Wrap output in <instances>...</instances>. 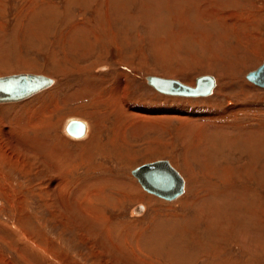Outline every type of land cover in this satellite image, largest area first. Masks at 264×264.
Listing matches in <instances>:
<instances>
[{
	"label": "rangeland",
	"instance_id": "rangeland-1",
	"mask_svg": "<svg viewBox=\"0 0 264 264\" xmlns=\"http://www.w3.org/2000/svg\"><path fill=\"white\" fill-rule=\"evenodd\" d=\"M35 1V10L28 14L31 0H0V77L40 76L50 81L48 87L54 81L28 99L0 102V173L12 186L8 190L0 184V264H264V88L245 79L264 60V0H146L145 9L143 0H120L118 14L103 7L99 23L94 11L98 6ZM82 17L95 31H115L114 42L100 41L91 48L75 43L78 51L72 47L65 59L61 49L67 46L56 45L55 40ZM148 76L191 87L198 77L209 76L216 85L207 97H174L147 85ZM85 77L102 87L99 95L116 94L119 101L125 97L129 109L157 111L154 114L162 119L145 116L130 122L124 141L118 139L121 155L112 159L94 155L88 160L84 156L88 149L80 145L89 135L98 137V127L93 125L95 116L84 113L91 111L86 109L90 102L82 98L87 93L79 94ZM47 109L52 126L42 144L67 153L69 173L50 167L42 156L16 142L19 131H11L30 111L40 117ZM71 120L83 125L80 137L66 133ZM182 124L189 128L181 129ZM190 132H198L208 145L213 142L207 157L212 166L222 167L211 173L214 184L222 178L220 170L229 169L231 179H237L236 165L253 161L255 172L248 175L242 169L246 174L241 173V183L234 179L232 184L244 187L249 194L246 202L255 207L238 212L233 205L226 226L208 227L205 216L196 220V210L189 204L197 196L207 197L209 203L211 193L217 195L197 162L184 161L186 141L194 139H187ZM101 135L105 143L110 132L103 130ZM230 141L235 147L228 145L224 151L218 144ZM243 144H250L255 153L250 160L237 149ZM155 161H167L183 180L182 194L171 201L143 190L131 174L135 167ZM184 165L195 171L193 182L182 171ZM86 194L88 202L80 206L76 201ZM141 195L142 202L136 201ZM15 226L22 233L15 234Z\"/></svg>",
	"mask_w": 264,
	"mask_h": 264
},
{
	"label": "bare ground",
	"instance_id": "bare-ground-1",
	"mask_svg": "<svg viewBox=\"0 0 264 264\" xmlns=\"http://www.w3.org/2000/svg\"><path fill=\"white\" fill-rule=\"evenodd\" d=\"M68 1V0H67ZM120 0H99L96 1V0H69L68 3L70 5H72V2L76 3L79 7L82 6V5H85V6H91V7H96L98 6V9H95L94 11L96 12V16H95V20L96 22L98 21L99 17L102 16L101 14H103V7H105L106 11L108 12L110 9V11H112V9L114 10V12L116 14H118V11L120 10V4L119 3ZM30 2V0H29ZM40 2L42 3L43 1L40 0ZM132 2V1H131ZM135 2V1H134ZM138 2V0H137ZM144 2H146V0H143L141 1V5L143 6L142 8H144ZM36 1L35 0H31V6L28 7L29 10H28V14L32 11L35 10V6H36ZM67 3V4H68ZM124 3V2H123ZM92 4V5H91ZM133 4V3H132ZM227 3H225L226 5ZM69 5V6H70ZM94 5V6H93ZM123 5V4H122ZM140 5V4H139ZM140 5V6H141ZM224 5V6H225ZM67 6V5H66ZM139 6V8H140ZM126 7V6H124ZM137 7V6H136ZM38 8V7H37ZM44 8V7H43ZM73 8V7H72ZM84 8V7H83ZM131 8V6L129 7ZM135 8V7H134ZM87 9V8H86ZM92 9V8H90ZM88 9V10H90ZM102 9V10H101ZM104 9V10H105ZM123 9V8H122ZM137 9V8H136ZM145 9V8H144ZM49 10V9H48ZM47 10V11H48ZM72 10V9H71ZM70 11V10H69ZM73 11V10H72ZM71 11V12H72ZM105 11V12H106ZM50 12V11H49ZM68 12V11H67ZM84 12V11H83ZM103 12V13H102ZM121 12V11H120ZM46 13V12H45ZM75 13V11H74ZM123 15H125V17H128V11L126 8H124V11L122 12ZM50 14V13H49ZM54 14V13H53ZM78 14V13H77ZM108 14V13H107ZM214 14V13H213ZM75 15V14H74ZM80 15V14H79ZM114 15V14H113ZM131 15V14H130ZM69 16V15H68ZM78 16V15H77ZM104 16V15H103ZM36 17V16H35ZM39 17V16H38ZM41 17V16H40ZM46 17V16H45ZM49 17V16H48ZM51 17H54V16H51ZM58 17V16H57ZM74 17V16H73ZM109 17H113V16H109ZM106 18V17H105ZM104 18V19H105ZM66 19H69V17H66ZM107 19V18H106ZM110 19V18H109ZM53 20V19H52ZM71 21H73L71 18H70ZM92 20V19H91ZM60 21V20H59ZM87 20L85 18L82 17V19L79 20L78 23L76 24H73L71 25L70 29L67 30V32L65 33V31L61 28L63 26V23H62V26L59 27L61 30H63L62 32L58 33V37L59 38H56L55 40V44L56 45H62V46H67V47H64L65 48V51L63 49H61V51L63 52L62 55L64 56L65 59H68V55L69 53V50L73 47V50L76 49V51H78V47H74L72 46L73 44L75 43H78V42H82L83 43V47L84 46H88L89 48H91L94 44H97L98 42L100 43V41H105V42H114V39H115V36L112 34V32H115V31H110L109 33V30H105L102 28L100 29H96V31L94 29H92V27H87L85 25V23ZM102 21V19H101ZM106 21V20H105ZM108 21V20H107ZM112 20L110 19V22ZM44 22V21H43ZM70 22V21H69ZM91 22V21H90ZM104 22V21H103ZM109 22V24H110ZM99 23V21L97 22ZM101 23V22H100ZM107 23V22H106ZM105 23V24H106ZM53 24V23H52ZM69 24V23H67ZM88 24H89V21H88ZM96 24V23H95ZM104 24H102L103 26ZM68 26V25H66ZM64 26V28L66 27ZM93 26V25H92ZM96 26V25H95ZM107 27V24L105 26V28ZM49 28V27H47ZM68 28V27H67ZM78 29L79 32L81 33H77L78 32ZM110 29V28H109ZM60 30V31H61ZM66 30V29H65ZM123 32V31H122ZM31 34H34L32 32H30ZM125 33V32H124ZM121 34V33H120ZM113 35V37H111ZM33 36V35H32ZM34 36H36V34H34ZM119 36V34H118ZM122 38H123V35H121ZM120 36V37H121ZM117 37V36H116ZM93 39V40H91ZM119 39V38H118ZM62 40V41H61ZM64 40V41H63ZM60 42V43H59ZM117 43V41H116ZM115 43V45H116ZM119 44V43H117ZM99 45V44H98ZM85 48V47H84ZM121 48V47H120ZM85 50V49H84ZM87 50V49H86ZM93 50V49H92ZM122 51V50H121ZM233 51V50H232ZM55 52V51H54ZM81 52V51H80ZM86 52V51H84ZM87 53H90L87 52ZM232 53V52H231ZM56 54V53H55ZM85 54V53H84ZM87 55H90V54H87ZM85 57V56H84ZM20 64H23L25 66H28L27 63L25 62H22V61H19ZM9 66V65H8ZM21 75H25V74H21ZM29 75V74H28ZM33 76V75H32ZM34 77H40V76H34ZM155 77V76H153ZM43 78V77H42ZM94 78V77H93ZM157 78H160V77H157ZM212 80H213V86L210 90V93L206 96H196V97H188V96H177V95H171V94H165V93H162V92H159L157 90H155L154 88H151L154 89L156 92L162 94V95H167V96H174V97H183V98H199V97H207L211 94V92H213L214 88H215V85H216V81L214 80L213 77H211ZM45 80H47L46 78H44ZM98 79V78H97ZM163 79V78H162ZM51 80V79H50ZM84 80V79H83ZM104 80V79H102ZM107 80V79H106ZM105 80V81H106ZM169 80V79H168ZM47 84L46 86L40 88L39 90H37L35 93L29 95L28 97H26L27 99L46 90L45 88L48 87L50 81L47 80ZM92 81V79H91ZM90 81V78H87L85 77V80H84V85L85 87L83 88V90L79 91V94L82 96L83 93H87L86 96H82L83 99H85V101L87 103L90 102L89 106L86 107V109H91V111H85L84 113H86V115H90V116H95V120L94 121V126L98 127V137L96 136H92V135H89L88 139L84 142V144H81L80 146L83 148V149H88L87 150V153L86 155H84L88 160L91 161V158L94 157V155H101V154H104V155H109L110 156V159H112V157H118V155H121L120 152H119V148L121 147L120 144H118V139H121L123 140L125 138V127L128 126V124H130V122H135L137 120H140V121H143L145 118H147L148 116H151L153 119H157V117L159 119H162L160 117H162V115H155L154 113L157 112V111H153V110H142V109H129L128 106L125 105V97H123L120 101L118 99V97L116 96V94H112L111 97H105L104 95H99L100 93V90L102 87L99 85V87L101 88H96L95 86L93 85H96L97 82H91ZM173 81H176V80H173ZM103 82V81H102ZM109 82V81H108ZM107 82V83H108ZM178 82V81H176ZM54 81L52 80V84L49 86L51 87L53 85ZM106 83V82H105ZM180 83V82H178ZM193 83V82H192ZM251 83V82H250ZM181 84V83H180ZM148 85V84H147ZM183 85V84H182ZM89 86V90L86 89V87ZM183 86H186V85H183ZM192 86V85H191ZM191 86H187V87H190V88H193ZM48 87V88H49ZM47 88V89H48ZM112 88V87H111ZM108 90V89H107ZM83 91V93H82ZM109 92V91H107ZM111 92H116V90L114 91V89L111 91ZM101 94V93H100ZM125 96V95H124ZM82 99V100H83ZM25 100V99H24ZM30 104V103H29ZM55 104V103H54ZM51 105V104H50ZM56 106V105H55ZM126 107V108H125ZM53 109V108H52ZM50 110V109H49ZM48 109L45 111V112H42V115L40 117L36 116V114H34V112L30 111L31 113L26 117V119L23 121V122H20L19 121V127L17 130H11L12 132H18V134H16V137H17V140L16 142L19 143L20 145H22L23 147H26L27 149H30L33 154L35 155H40L42 156L45 160V162L48 161L50 167H54L56 168L57 170L59 171H65V172H68L67 170L70 169L71 165H69V162L68 160V155H66L65 153L63 152H60V150H57L55 149L54 147H49L47 145H43L42 142L44 140L47 139V134H48V129L51 128L52 124H51V114L52 112H50ZM28 113V112H26ZM140 113H142L143 115L140 117ZM147 114H152V115H147ZM147 116V117H145ZM137 118V119H136ZM138 118H142V119H138ZM150 118V117H149ZM22 121V119H21ZM112 121V122H111ZM149 121V120H148ZM107 122H110L112 124V126H107L105 125ZM143 123V122H142ZM141 123V124H142ZM138 124V123H137ZM136 125V124H135ZM134 126V125H133ZM184 126L189 128L186 124H182L181 126V129L185 130L184 129ZM238 127V126H236ZM241 126H239L240 128ZM243 127V126H242ZM241 127V128H242ZM85 128V127H84ZM97 129V128H96ZM110 132V135H109V138H108V141L104 143V141L102 142V132L103 130H107ZM130 129V128H129ZM192 129V128H191ZM258 131V130H257ZM96 132V131H95ZM180 132V131H179ZM199 132V131H198ZM198 132L195 133V135L193 134L192 135V132H190V134H187V139L189 138H194L193 141L190 140V142L187 140L186 141V149H185V152H183V155H184V161H188V165L190 164L191 165V162H197V166L198 168L200 167L199 171L201 172H204L205 176H208L209 177V180H210V183H211V186L212 188L216 191L217 195L215 194H212L210 195V197L212 198V202L209 200V203H207V197H195L193 199V201H191L189 204L190 206H192L196 211V220L198 217H202V216H205L207 217V221H209V223L207 224L208 227L209 226H213L214 224V227L215 226H226L224 224H226L228 222L227 218H228V213L231 212L230 211V208H232L233 205L234 206V210L235 209H238L237 211L240 212V209L241 208H250L249 209V212H251V207L252 209L255 207L252 206V201L250 202L251 204L249 205L247 202H246V197H249V194L248 192H246L247 190H243L244 187L242 186H238L236 187L235 184H232V182H234V179L232 180L231 177H232V173L229 172V169L226 170V169H223V170H220L221 171V177L220 178L219 176V181L217 180V184H214L212 183V180H214V177H213V174L211 175L212 172H214V168H215V171H216V168H218L217 166H212L210 164V162L212 161L211 159H209L207 157V152H208V149L213 145V142L211 144L208 145V142H204L203 140V137L198 134ZM253 135H256V132H252L250 131ZM93 133V132H92ZM203 133V132H202ZM259 133V132H258ZM11 134V133H10ZM32 134V135H31ZM96 134V133H95ZM198 134V135H197ZM180 135H183L182 133H180ZM186 135V134H185ZM184 135V136H185ZM11 136V135H9ZM39 136H42V139H37ZM183 136V137H184ZM189 136V138H188ZM237 136V135H236ZM15 137V136H14ZM182 137V138H183ZM50 138V137H49ZM180 138V136H179ZM181 138V139H182ZM180 139V140H181ZM196 139V140H195ZM236 139V138H235ZM184 139H182L183 141ZM124 141V140H123ZM126 141V140H125ZM238 141V140H237ZM102 142V143H101ZM241 142H243L241 140ZM218 143V142H217ZM232 142L230 141V144L228 142H222L221 143H218L219 146L222 148V150L224 148H228V145H230V147H235L231 144ZM47 144V143H46ZM184 145V142L182 143ZM232 145V146H231ZM237 145V144H236ZM255 146V145H254ZM244 147V148H243ZM243 147H237V149L243 154L245 152L246 155H248V159L250 160L252 157L255 156V153L252 151V148H251V145L248 144V145H244L243 144ZM61 149V148H59ZM1 150V149H0ZM236 151V149H233ZM237 150V151H238ZM255 151V149H253ZM93 152L92 155H90V152ZM224 151V150H223ZM1 152V151H0ZM239 152V153H240ZM256 152V151H255ZM189 155H186L188 154ZM236 153V152H235ZM118 154V155H117ZM83 155V154H82ZM239 155V154H238ZM63 156V159H61V157ZM74 157V156H73ZM99 157V156H98ZM242 157V156H241ZM263 157V156H262ZM0 158H1V155H0ZM79 158L82 159V156H80L79 154ZM100 158V157H99ZM239 158V157H238ZM256 159V158H254ZM253 159V160H254ZM210 160V162H209ZM239 160V162L241 161L240 159H237ZM215 162L217 160H214ZM167 162V161H166ZM252 160H250L249 163H247L246 165H241V164H237L236 165V169L239 171V175H234L237 177V179H235L236 181H239L241 183V179H240V176L241 178L243 177L242 175L246 174V172H249L248 175H251V171L254 173L255 172V168L253 167V164H252ZM256 162V161H255ZM262 162V161H261ZM149 164V163H148ZM168 164V162H167ZM252 164V165H251ZM257 164V163H256ZM100 165V164H99ZM169 165V164H168ZM228 165V164H227ZM235 165V164H234ZM261 165V164H260ZM259 165V166H260ZM101 166V165H100ZM73 167V165H72ZM170 167V166H169ZM192 167V166H191ZM189 167V168H191ZM221 167V166H220ZM77 167L74 166L73 169H76ZM222 168V167H221ZM224 168V167H223ZM226 168V167H225ZM258 168V167H257ZM67 169V170H66ZM170 169L173 171L174 169L170 167ZM220 169V168H219ZM219 169H217L218 174L219 175ZM242 169H245V170L242 172ZM2 171V169L0 168V172ZM70 171V170H69ZM72 171V170H71ZM70 171V172H71ZM175 171V170H174ZM182 171L186 172L187 176H189V180L188 182L194 180L195 178V171H189L186 169L185 165L184 167H182ZM231 171V170H230ZM176 172V171H175ZM2 173V172H1ZM1 173H0V184L4 185L8 190H9V187L12 189V186L10 184H8L6 181L2 180L1 178ZM69 173V172H68ZM177 173V172H176ZM241 173H244L241 175ZM178 174V173H177ZM215 174V173H214ZM133 175V174H132ZM135 175V176H134ZM133 176L135 178H138V175L135 173ZM179 176V175H178ZM186 176V177H187ZM217 176V175H215ZM188 178V177H187ZM233 178V177H232ZM178 182L177 183H180L178 184L177 186H181V193H179L177 195L180 196L183 192V180L181 179V177L179 176L178 178ZM7 180V179H5ZM2 182V183H1ZM125 183V182H124ZM67 181H63L62 182V185L66 188H68L67 186ZM129 186V184H127ZM189 185V184H188ZM15 186V185H14ZM33 187V186H32ZM132 187V186H130ZM68 189H71V188H68ZM67 189V190H68ZM66 190V191H67ZM13 191V190H12ZM15 191V189H14ZM69 191V190H68ZM16 192V191H15ZM64 192V190H63ZM71 192V191H70ZM235 192V193H234ZM246 192V193H245ZM12 193V192H11ZM17 193V192H16ZM15 193V194H16ZM60 193V192H59ZM78 193H81L79 191L76 192L75 196L78 197ZM210 193V192H209ZM69 194V193H68ZM100 194V193H99ZM133 194V193H132ZM66 195V194H65ZM101 195V194H100ZM127 195V194H126ZM255 195V194H254ZM70 196V195H69ZM142 196V195H141ZM138 196L136 201H140L142 202V200L144 199V196ZM11 197V196H10ZM13 197V196H12ZM15 197V196H14ZM63 197V196H62ZM131 197V196H130ZM175 197V198H177ZM17 198V197H15ZM65 198H68L67 196H65ZM71 198V197H70ZM126 198V197H125ZM173 198V199H175ZM88 199H89V195H85L83 197V200L81 201H76L78 202V204L81 206V204L83 203V201L85 202H88ZM127 199V198H126ZM150 199L151 198H148L147 202L150 203ZM171 199V200H173ZM253 199V198H252ZM14 200V199H13ZM68 200V199H67ZM72 201H75L77 200V198H74L72 199ZM171 200H168V201H171ZM64 202H65V199H64ZM104 203H106L104 200H103ZM248 205H247V204ZM0 206H1V202H0ZM243 211V210H242ZM15 213V212H14ZM239 214V213H238ZM237 212H236V215L235 216H238ZM243 214V213H242ZM242 214H240L242 217H245V215L243 216ZM250 214V213H249ZM232 216V215H231ZM229 215V217H231ZM240 216V217H241ZM89 217L93 218V216H90ZM252 218V217H251ZM250 218V219H251ZM215 219V220H214ZM240 219V218H239ZM243 219V218H242ZM246 219V218H244ZM257 219V218H256ZM241 220V219H240ZM245 222V221H244ZM230 224V223H229ZM231 225V224H230ZM242 227V226H241ZM244 227V225H243ZM216 228V227H215ZM3 229V228H2ZM1 229V230H2ZM14 229L16 232L19 230L20 233L21 230L20 229H17L16 226L14 227ZM214 229V228H213ZM208 230V229H207ZM206 230V231H207ZM215 231V230H214ZM222 231V230H221ZM224 231H225V228H224ZM7 233V231H5V234ZM241 233V232H240ZM218 238V237H217ZM243 239V238H242ZM252 240V239H251ZM253 241V240H252ZM244 248V247H243ZM18 249V248H17ZM250 249V248H249ZM253 249V248H252ZM250 249V250H252ZM247 250V249H246ZM245 250V252H247ZM19 251V250H18ZM243 252H244V249H243ZM244 252V254H245ZM250 252V251H249ZM248 252V253H249ZM211 253V252H210ZM213 253V252H212ZM247 253V254H248ZM211 256V254H209ZM213 256V255H212ZM36 262V261H35ZM224 264V263H223Z\"/></svg>",
	"mask_w": 264,
	"mask_h": 264
},
{
	"label": "water",
	"instance_id": "water-1",
	"mask_svg": "<svg viewBox=\"0 0 264 264\" xmlns=\"http://www.w3.org/2000/svg\"><path fill=\"white\" fill-rule=\"evenodd\" d=\"M245 79L259 88H264V60L255 70L246 73ZM47 82L42 77L32 75L0 77V102L26 98L46 86ZM146 83L159 92L188 97L206 96L213 86V80L209 76L198 77L193 88L153 76L146 77ZM65 131L69 136L80 137L83 133V125L71 120L66 124ZM135 173L138 175L142 189L159 198L171 200L181 193V186H177L180 184L177 183L179 176L170 169L166 161L142 164L132 169L131 174Z\"/></svg>",
	"mask_w": 264,
	"mask_h": 264
}]
</instances>
